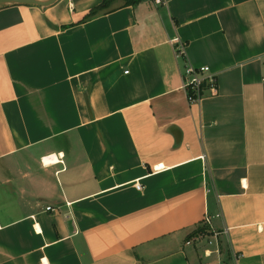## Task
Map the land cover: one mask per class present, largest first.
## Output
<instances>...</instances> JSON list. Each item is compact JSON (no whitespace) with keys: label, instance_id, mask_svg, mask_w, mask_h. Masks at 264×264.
Masks as SVG:
<instances>
[{"label":"crops","instance_id":"crops-1","mask_svg":"<svg viewBox=\"0 0 264 264\" xmlns=\"http://www.w3.org/2000/svg\"><path fill=\"white\" fill-rule=\"evenodd\" d=\"M101 1L0 8V264H264V0Z\"/></svg>","mask_w":264,"mask_h":264},{"label":"built area","instance_id":"built-area-1","mask_svg":"<svg viewBox=\"0 0 264 264\" xmlns=\"http://www.w3.org/2000/svg\"><path fill=\"white\" fill-rule=\"evenodd\" d=\"M156 6H167L169 0H152ZM180 54H183V48H177ZM207 85L213 94L217 93L218 81L216 75L209 66L196 68L190 64L187 65L184 74L183 87L190 103H198L204 96V87ZM138 188L141 185L138 184ZM206 221L210 223L209 217ZM217 236V234H215Z\"/></svg>","mask_w":264,"mask_h":264},{"label":"trees","instance_id":"trees-1","mask_svg":"<svg viewBox=\"0 0 264 264\" xmlns=\"http://www.w3.org/2000/svg\"><path fill=\"white\" fill-rule=\"evenodd\" d=\"M142 0H102L98 5L94 6L90 11L80 20L81 22L92 19L97 16L99 13H108L113 11L115 8V4L118 2H122L123 6L126 5H136ZM206 228L201 227L200 233H203ZM199 232V231H198Z\"/></svg>","mask_w":264,"mask_h":264},{"label":"water","instance_id":"water-1","mask_svg":"<svg viewBox=\"0 0 264 264\" xmlns=\"http://www.w3.org/2000/svg\"><path fill=\"white\" fill-rule=\"evenodd\" d=\"M59 0H0V8L17 6V5H30V6H40L48 7Z\"/></svg>","mask_w":264,"mask_h":264}]
</instances>
